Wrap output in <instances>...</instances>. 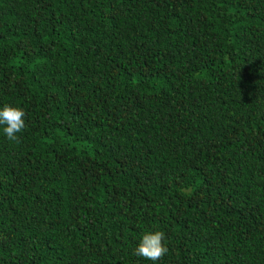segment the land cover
Masks as SVG:
<instances>
[{"label":"trees","instance_id":"obj_1","mask_svg":"<svg viewBox=\"0 0 264 264\" xmlns=\"http://www.w3.org/2000/svg\"><path fill=\"white\" fill-rule=\"evenodd\" d=\"M0 264H264V0H0Z\"/></svg>","mask_w":264,"mask_h":264},{"label":"clouds","instance_id":"obj_2","mask_svg":"<svg viewBox=\"0 0 264 264\" xmlns=\"http://www.w3.org/2000/svg\"><path fill=\"white\" fill-rule=\"evenodd\" d=\"M25 112L11 105H4L0 108V125H3V132L9 141H17L18 133H21L25 125ZM165 233L162 231L145 232L138 246L134 249V254L146 260H162L169 249L165 246Z\"/></svg>","mask_w":264,"mask_h":264}]
</instances>
